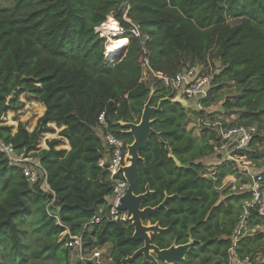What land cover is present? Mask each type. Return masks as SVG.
<instances>
[{"label": "trees", "instance_id": "trees-1", "mask_svg": "<svg viewBox=\"0 0 264 264\" xmlns=\"http://www.w3.org/2000/svg\"><path fill=\"white\" fill-rule=\"evenodd\" d=\"M110 16L123 28L121 38L129 41L117 63L106 54L107 38L99 31ZM135 27L140 37L132 32ZM144 55L154 72L168 77L190 66L220 64L209 96L201 102L204 110L191 112L167 102L156 114L154 130L170 144L183 167L169 158L156 136L141 151L145 162L139 163L135 192H144L150 185L155 194L146 207L173 196L166 209L151 219L168 228L154 234L153 243L166 249L174 242L187 243L190 235L199 240L186 260L177 264H230L232 249L236 262H254L262 253L258 264H264V218L256 210L246 218L249 232L237 236L251 194L232 191V186L218 190L227 176L237 174L240 183L247 182L244 171L224 161L211 164L208 172L203 162L222 145V127L255 125L250 148L238 153L251 160L264 179V0H11L10 5L0 4V141L12 144L19 155L37 159L51 190L45 189L44 179L32 186L0 152V264H70L69 236L62 235L65 229L59 221L71 235L84 234L86 247L110 245L112 264H121L138 250L140 243L132 240L130 223L105 218L101 224L84 227L98 213H108L112 194L109 174L100 166L107 157L98 134L100 115L105 112L110 130L130 144L133 138L120 133L118 122L139 123L152 89L153 105L176 96L152 71L144 80ZM23 93L36 97L46 112L34 131L19 123L13 133L12 126L1 125V119L23 107L19 100ZM220 101L219 110L208 111ZM234 116V123L227 121ZM199 118L209 123L201 124V139L186 128ZM51 123L62 128L59 136L68 140L69 151L57 149L61 140L56 139L47 142L48 149L36 152ZM213 171V176H206ZM53 193L57 199L51 210L59 221L48 212ZM33 236L36 244H31ZM133 264L151 263L140 258Z\"/></svg>", "mask_w": 264, "mask_h": 264}, {"label": "built area", "instance_id": "built-area-1", "mask_svg": "<svg viewBox=\"0 0 264 264\" xmlns=\"http://www.w3.org/2000/svg\"><path fill=\"white\" fill-rule=\"evenodd\" d=\"M121 34L124 33L121 28ZM102 37H106L100 29ZM123 31V32H122ZM132 32L136 37H140V31L138 27H135ZM143 67L144 80L147 79L150 71L161 79L164 84L170 88L173 94H180L182 98L186 100H193L197 102V110H204L201 102L208 98L209 92L212 88L213 76L209 73L203 72L202 69L206 68L203 66H190L179 71L174 77L165 76L162 73H156L150 68L149 58L144 55L141 59ZM99 128L98 134L103 139L107 157L100 161V166L104 167L108 174L109 180L111 181L112 194L108 197L109 210L108 213L100 212L95 215L92 220L85 225V229L89 226L101 224V222L107 218L111 222H124L129 223L128 214L120 211L118 205L120 199L126 194L129 187L128 182L120 172L121 168L126 165L125 159L127 155V144L123 138L114 134L105 119V112L99 117ZM196 125L209 124L204 118H199L195 123ZM218 125V124H216ZM257 132L255 125H236L229 128H221L219 134L221 137L222 145L219 147L217 154L222 155L225 158V162H233L245 173V177L248 179L247 182L238 184L233 189L241 192H249L252 196L250 201H246L244 204V210L241 214V223L237 233L239 236L242 231L246 228V218L251 210H256L258 214L264 218V189H263V175L256 165L249 160L246 156H242L241 150H248L251 142ZM0 152L6 154L9 157L10 164L18 167L24 174L28 182L33 186L39 182L40 179H44V187L46 190H50L47 183V172L41 166L40 162L31 157L30 155L18 154L12 144H7L0 141ZM30 154V153H29ZM219 155V156H220ZM222 159V158H221ZM109 164L106 167V164ZM56 196L53 193V199L48 204V212L50 216L58 219L57 214L53 213L51 208L55 207ZM59 211L60 208L58 207ZM59 221V219H58ZM59 224L65 229L63 236L68 235L69 240L66 247L77 255L78 263L80 264H104V253L97 247H86L84 241V234L71 235L69 229L62 223ZM109 259L108 262H110ZM230 264H256L251 263V260L245 259L239 262L232 260Z\"/></svg>", "mask_w": 264, "mask_h": 264}, {"label": "water", "instance_id": "water-1", "mask_svg": "<svg viewBox=\"0 0 264 264\" xmlns=\"http://www.w3.org/2000/svg\"><path fill=\"white\" fill-rule=\"evenodd\" d=\"M154 95L155 90L152 89L139 123L118 122V125L121 127L120 133L133 138L132 143L127 144L126 165L120 170L129 187L126 194L120 199L118 207L120 211L128 214L129 223L134 229L132 240L141 244L138 250L133 255L124 258L121 264H133L140 258L151 264H177L186 260L190 250L195 245L194 240L183 245H178L174 242L166 249H162L154 244L152 241L153 235L163 234L168 231V228L161 227L160 223L153 224L151 219L159 211L166 209L173 196L166 195L165 200L156 207H146L144 206V202L155 194L151 190L150 185L146 186V192L143 194L138 195L135 192L140 179L139 163L145 162V159L141 156V151L147 148L152 136H156L159 142L164 144L169 158L174 160L178 167H183L182 163L174 156L170 144L164 141L161 133L154 130L153 124L156 114L163 111L165 103L180 104L186 110H190L193 103L190 100L183 99L178 94L174 97L162 98L157 105H153ZM108 166L109 164L107 163L106 167Z\"/></svg>", "mask_w": 264, "mask_h": 264}, {"label": "rangeland", "instance_id": "rangeland-1", "mask_svg": "<svg viewBox=\"0 0 264 264\" xmlns=\"http://www.w3.org/2000/svg\"><path fill=\"white\" fill-rule=\"evenodd\" d=\"M10 3H11V0H0V4L5 5V6L10 5ZM112 18L115 20L114 17H112ZM108 21H109V19H108ZM108 21H107V23H108ZM232 22H234V21H232ZM117 24L119 27L117 35L115 34V32L106 31V33H104L101 30L105 35H107L106 36L107 43L109 41L108 40L109 37L121 38V36H123L124 33H122V34L120 33L122 30L121 29L122 27L119 23H117ZM121 39L122 40H128L126 38H121ZM105 51L107 54V44L105 45ZM126 51H127V49H126ZM124 53H126V52H124ZM118 55H119V57L117 59H119V58L121 59L122 57H124L125 54L123 55V53L121 51L118 53ZM120 59L117 60L116 62L115 61L114 62L117 63L118 61H120ZM219 66H220V64L217 63L214 67L210 66L211 68L207 67V68L202 69V71L209 73L211 76H213V74H215L216 69L219 68ZM19 100L24 103L23 107L20 108V110L17 112L16 111L7 112V114L5 116H3L1 119V125L12 126L13 127V133H15L17 131L19 123H24V124H26V128L30 132H32L37 127L40 116H42V106L38 103L39 100L36 99L34 96H31L29 93L21 94L19 97ZM222 105H223L222 101L217 102V104L213 108L209 109L208 111H211V110L217 111V110H219V108L222 107ZM196 110L197 109H194V108L190 109L191 112H194ZM236 118H237V116H234L232 118L227 119V121L230 123H234L235 122L234 120ZM201 126H202L201 124L195 125V122H192V123L188 122L186 125V128H187V131L192 133L195 138L201 139V128H200ZM49 128L51 129V131L42 135V137L39 140V144H38V148H37L36 152H38L42 149H48L47 142L52 141V140H56V139L61 140V144L57 147V149H64V147L66 146L65 142H63L64 138L59 136V132L61 130L56 128V126L52 125V124H49ZM23 155H25V154H23ZM219 155L220 154H216L215 156H211V157L204 159L203 162L206 164V166L208 168V172H210V170H211L210 169L211 167H209V166H211V164L224 162L225 158L222 155H220V156ZM228 164H229V162H228ZM236 168H237V166H236ZM213 175H214V171L211 173V175H206V176H213ZM238 184H241V183H240L239 178L237 177V174L234 176H227L223 181L222 187L218 190H220V192H221V191L229 188V186H232L231 190L236 191V189H233V188L235 186H237ZM237 192H239V191H237ZM224 198L225 197H222V199H224ZM28 227H29V229H31L29 224H28ZM261 230H263V229H261ZM248 232H249V229L246 227L244 233H248ZM31 235H33V233ZM27 238H28V236H27ZM37 242H38L37 238L35 236H33L31 239V244H36ZM98 247L104 253L103 254L104 260H105L104 264H112V260L110 262H108L109 259H111V257H110V251H111L110 245H105L103 247L98 246ZM229 252H230L229 253V256H230L229 262H231L232 260L236 261L237 259H236V256L234 254V250L232 249ZM261 260H262V253H259L258 256L256 257L255 261L254 262L251 261V263L258 264ZM70 264H79L78 260H77V255L75 252H72V254H71Z\"/></svg>", "mask_w": 264, "mask_h": 264}, {"label": "bare ground", "instance_id": "bare-ground-1", "mask_svg": "<svg viewBox=\"0 0 264 264\" xmlns=\"http://www.w3.org/2000/svg\"><path fill=\"white\" fill-rule=\"evenodd\" d=\"M100 30H102L104 33H106V31L115 32V34L117 35L119 27L117 22L110 16L108 23L102 26ZM108 40L107 55L111 58V60L116 62L120 59H117L119 57L118 53L126 48L128 40H122L121 38L116 37H109Z\"/></svg>", "mask_w": 264, "mask_h": 264}, {"label": "crops", "instance_id": "crops-1", "mask_svg": "<svg viewBox=\"0 0 264 264\" xmlns=\"http://www.w3.org/2000/svg\"><path fill=\"white\" fill-rule=\"evenodd\" d=\"M122 51V53H123V55L124 54H126V53H124V52H126V48H124L123 50H121ZM32 96V95H31ZM36 98V97H35ZM37 99V98H36ZM184 99V98H183ZM190 101H192V108H194V109H197V102L196 101H193V100H190ZM41 106H42V116L45 114V112H46V107L44 106V104L43 103H41V102H38ZM42 116H40V118L42 117ZM39 118V119H40ZM52 125H55L54 123H51ZM196 125V124H195ZM56 126V125H55ZM56 128H58L57 126H56ZM58 129H60V130H62V128H58ZM63 142H65V144H66V146L64 147V149L65 150H67V151H69L70 149H71V147H70V144H69V142H68V140H66V139H64V141ZM235 181V180H234Z\"/></svg>", "mask_w": 264, "mask_h": 264}, {"label": "flooded vegetation", "instance_id": "flooded-vegetation-1", "mask_svg": "<svg viewBox=\"0 0 264 264\" xmlns=\"http://www.w3.org/2000/svg\"><path fill=\"white\" fill-rule=\"evenodd\" d=\"M146 192V188H145V191L144 192H136V194H143V193H145ZM147 201V200H146ZM146 201L144 202V203H146ZM144 206H145V204H144ZM191 240H194V242H195V245H196V243H199L200 241L199 240H196L192 235H190V237H189V239H188V242L187 243H189ZM187 243H185V244H187ZM180 245H183V244H180ZM195 245H194V247H195ZM141 246V244L139 245V247ZM188 257V256H187Z\"/></svg>", "mask_w": 264, "mask_h": 264}]
</instances>
